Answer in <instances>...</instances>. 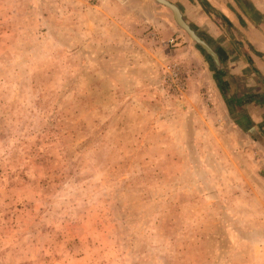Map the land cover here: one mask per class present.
I'll use <instances>...</instances> for the list:
<instances>
[{
	"label": "rangeland",
	"instance_id": "374dc122",
	"mask_svg": "<svg viewBox=\"0 0 264 264\" xmlns=\"http://www.w3.org/2000/svg\"><path fill=\"white\" fill-rule=\"evenodd\" d=\"M86 10L0 0V264H264V142L188 108L176 39Z\"/></svg>",
	"mask_w": 264,
	"mask_h": 264
},
{
	"label": "crops",
	"instance_id": "0c3cea01",
	"mask_svg": "<svg viewBox=\"0 0 264 264\" xmlns=\"http://www.w3.org/2000/svg\"><path fill=\"white\" fill-rule=\"evenodd\" d=\"M167 1L180 9L183 19L218 54L221 69L189 43L172 11L155 0H83V6L89 17H130L166 45L176 39L178 47H168L171 58L184 66L195 65L185 99L188 108L194 101L213 113L220 125L230 124L263 143L264 0Z\"/></svg>",
	"mask_w": 264,
	"mask_h": 264
},
{
	"label": "water",
	"instance_id": "95a60500",
	"mask_svg": "<svg viewBox=\"0 0 264 264\" xmlns=\"http://www.w3.org/2000/svg\"><path fill=\"white\" fill-rule=\"evenodd\" d=\"M158 4L168 7L175 18L178 26L183 29L191 39V43L199 47L206 55H208L217 68L221 69V63L218 54L203 40L196 31L183 19L180 9L167 0H155Z\"/></svg>",
	"mask_w": 264,
	"mask_h": 264
},
{
	"label": "built area",
	"instance_id": "2783aa9c",
	"mask_svg": "<svg viewBox=\"0 0 264 264\" xmlns=\"http://www.w3.org/2000/svg\"><path fill=\"white\" fill-rule=\"evenodd\" d=\"M171 44H175V40L174 39L171 40Z\"/></svg>",
	"mask_w": 264,
	"mask_h": 264
}]
</instances>
